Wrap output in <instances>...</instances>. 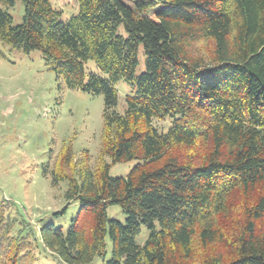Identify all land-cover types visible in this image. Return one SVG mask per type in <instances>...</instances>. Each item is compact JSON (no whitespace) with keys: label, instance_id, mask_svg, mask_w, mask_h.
<instances>
[{"label":"trees","instance_id":"obj_1","mask_svg":"<svg viewBox=\"0 0 264 264\" xmlns=\"http://www.w3.org/2000/svg\"><path fill=\"white\" fill-rule=\"evenodd\" d=\"M16 1L0 0V41L40 52L67 88L104 98L95 166L68 146L51 172L80 210L66 231L43 225V247L61 264L105 260L108 239L104 264H264V0H76L67 21L53 0H21L13 25L4 7ZM119 81L135 88L124 114ZM166 119L159 133L153 121ZM131 161L127 176L110 175ZM110 206L125 223L109 219ZM5 214L0 264H36L32 231L15 237L17 219Z\"/></svg>","mask_w":264,"mask_h":264},{"label":"rangeland","instance_id":"obj_2","mask_svg":"<svg viewBox=\"0 0 264 264\" xmlns=\"http://www.w3.org/2000/svg\"><path fill=\"white\" fill-rule=\"evenodd\" d=\"M52 3L64 12L63 21L78 13L76 0ZM4 9L12 15L13 25L22 23L25 8L21 0ZM199 48L200 52L207 50L203 45ZM138 59L137 76L145 71L143 47ZM87 71L101 74L93 61L87 64ZM114 86L118 93L115 110L124 114L125 98L135 95V88L125 81ZM103 111V96L67 88L40 52L26 55L0 41V210L5 208V216L17 219L15 237L32 231L28 237L35 244L36 264H61L43 247L38 238L40 228L52 223L66 231L80 210L78 202L68 205L66 201L68 183L54 186L51 172L68 146L75 160L88 152L95 166L102 147ZM172 123L171 119L153 121L159 133L167 132ZM136 165L137 161L112 164L110 175L125 177ZM107 212L109 219L126 222L119 206H110ZM148 237L149 230L142 226L137 243L143 246ZM194 253L201 256L202 248ZM111 256L108 239L105 260L97 258L92 264H104Z\"/></svg>","mask_w":264,"mask_h":264}]
</instances>
